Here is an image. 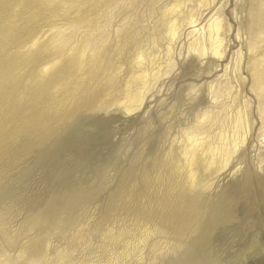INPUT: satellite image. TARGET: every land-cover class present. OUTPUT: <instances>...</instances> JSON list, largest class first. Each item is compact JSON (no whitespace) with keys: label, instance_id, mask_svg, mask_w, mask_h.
<instances>
[{"label":"rangeland","instance_id":"1","mask_svg":"<svg viewBox=\"0 0 264 264\" xmlns=\"http://www.w3.org/2000/svg\"><path fill=\"white\" fill-rule=\"evenodd\" d=\"M263 37L264 0H0V264H264Z\"/></svg>","mask_w":264,"mask_h":264},{"label":"bare ground","instance_id":"2","mask_svg":"<svg viewBox=\"0 0 264 264\" xmlns=\"http://www.w3.org/2000/svg\"><path fill=\"white\" fill-rule=\"evenodd\" d=\"M176 1V0H175ZM178 1V0H177ZM197 1V0H196ZM193 2V0H192ZM175 3V2H174ZM202 3H204V1H202ZM201 3V4H202ZM188 4V3H187ZM192 4V3H191ZM205 4V3H204ZM208 4V3H207ZM84 5V4H83ZM174 5V4H173ZM173 5H170V6H173ZM199 5V4H197ZM196 6V5H195ZM201 6V5H199ZM203 6V4H202ZM208 6V5H207ZM206 7V5L204 6ZM182 8H183V4H176L174 5L169 13L167 12V15L170 14L171 16V22L172 23V27L170 29L171 31V37L173 40L176 38L177 36V33H178V30L180 29L182 23H181V20H182ZM169 10V8H168ZM167 10V11H168ZM164 17V16H163ZM165 17H166V14H165ZM187 25H191V26H196V24L198 23V20L193 18V17H188V20H187ZM169 23V24H170ZM170 28V27H169ZM195 30V29H194ZM224 30V25H223V22L217 18V19H214L208 26L206 27H203L201 30H198V32H201V37L194 40V42L190 45L191 47V51H193L194 53H197L200 57L202 58H205V57H213L215 59H222L223 58V55H224V49H223V46H224V37L222 38L221 37V32H223ZM169 32V31H168ZM170 33V32H169ZM168 33V34H169ZM196 34V33H195ZM170 36V35H169ZM264 38V37H263ZM173 42V41H172ZM141 47V46H140ZM171 47V46H170ZM172 49V48H171ZM190 50V49H189ZM171 52V51H170ZM190 53V52H189ZM192 54V53H191ZM141 57V56H140ZM153 57V56H152ZM170 57V56H169ZM137 58V57H136ZM142 58V57H141ZM150 58V57H149ZM153 59H156V58H153ZM140 60V59H139ZM146 60V59H145ZM143 61V60H142ZM150 61V60H149ZM154 61H157V60H154ZM153 61V62H154ZM159 61V60H158ZM141 63V61H139ZM171 62V61H170ZM138 63V62H137ZM144 63H142V66H143ZM152 65V63H151ZM154 65V64H153ZM160 65V64H159ZM141 66V67H142ZM155 66V65H154ZM152 66V68L154 67ZM158 66V65H157ZM154 67V68H157ZM159 69H162V67ZM158 69V70H159ZM154 71V69H153ZM147 73V72H146ZM154 74H146L145 75V78L147 80V78L149 77L150 75V79H152V81L150 82H155L158 78V75L160 73V71H158L157 73L153 72ZM144 74V73H143ZM141 76V74H140ZM139 77V76H138ZM144 77V76H142ZM144 78V79H145ZM143 80V79H142ZM141 82H145V81H142ZM148 81V80H147ZM137 82V81H136ZM148 82V85L149 83ZM138 83V82H137ZM147 84V83H146ZM146 84H143L144 86ZM150 84H153V83H150ZM147 85V87H148ZM131 86V84H130ZM133 86V84H132ZM213 87V86H212ZM142 89V88H141ZM212 89V88H211ZM136 90V89H135ZM145 90H146V87H145ZM219 90V89H218ZM147 91V90H146ZM149 92V91H148ZM212 92V91H211ZM220 92V91H219ZM218 93V92H217ZM147 95V93H146ZM130 96V95H129ZM127 97V96H126ZM140 97V96H139ZM218 97V96H217ZM130 98V97H128ZM220 100V99H219ZM143 102H144V99H138V100H135L133 101V108H129L131 109L129 112H133V111H136L139 107H141L143 105ZM120 103V102H119ZM130 106V105H129ZM139 110V109H138ZM237 115V114H236ZM237 119V118H236ZM206 120V119H205ZM204 120V121H205ZM203 124V122H202ZM219 124V123H218ZM199 126V125H198ZM201 126V124H200ZM221 126V125H220ZM214 128V127H213ZM226 128V127H225ZM231 128V127H230ZM223 129V128H221ZM220 129V130H221ZM215 130H216V127H215ZM218 131V130H217ZM224 131V129H223ZM226 131V130H225ZM242 131H243V128H242ZM221 132V131H220ZM215 133V132H214ZM224 133V132H222ZM226 133V132H225ZM224 133V134H225ZM239 133V132H238ZM188 134V133H187ZM186 134V136H187ZM194 134V133H193ZM191 135L189 134V141L193 147V149L195 148H198V149H201V150H208V151H213L212 153L215 154V159L218 158L219 160H223V162L226 160V157H227V154H228V151H229V148H230V143L228 142V137L227 135H223V134H218L216 136V138L214 139L215 140V143L213 145H210V143H208L209 139L206 140V136L205 138H202V139H199L198 136L196 135ZM240 135V134H239ZM203 136V135H202ZM239 137V136H238ZM187 138V137H186ZM244 139V138H243ZM239 146V145H238ZM207 148V149H205ZM192 151V149L190 150ZM196 150H194L195 152ZM192 153V152H191ZM197 154V153H196ZM196 161V159L194 160ZM200 161V160H199ZM211 162V161H210ZM209 167V166H208ZM191 175V174H190Z\"/></svg>","mask_w":264,"mask_h":264}]
</instances>
